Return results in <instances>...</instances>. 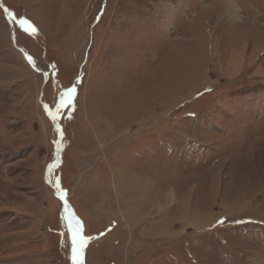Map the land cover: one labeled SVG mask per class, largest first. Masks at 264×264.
Masks as SVG:
<instances>
[{
	"label": "rangeland",
	"instance_id": "rangeland-1",
	"mask_svg": "<svg viewBox=\"0 0 264 264\" xmlns=\"http://www.w3.org/2000/svg\"><path fill=\"white\" fill-rule=\"evenodd\" d=\"M69 215L82 264H264V0H0V264H73Z\"/></svg>",
	"mask_w": 264,
	"mask_h": 264
},
{
	"label": "crops",
	"instance_id": "crops-1",
	"mask_svg": "<svg viewBox=\"0 0 264 264\" xmlns=\"http://www.w3.org/2000/svg\"><path fill=\"white\" fill-rule=\"evenodd\" d=\"M97 116L99 117V115H97ZM90 119H91V117H90ZM99 120L101 121L102 119H99ZM119 168L120 169L126 168L128 170L129 169L132 170V168L129 167V165L126 162L123 163L122 166H120ZM116 170H118V169H116ZM128 174H130V172H128L127 175ZM101 180H102V173L100 171L98 172L96 169H92V172L91 173H87L86 175L84 174L80 178H77V182H79L78 185L79 186L82 185L84 188H87V187L90 188L91 186H94V185H97V184H101ZM110 183H111L110 185H112L114 187V190H115L116 195L119 197L118 198L119 205H118L117 210L115 211V212H117V214H115L116 215V219L117 220H121L122 221V224L126 226V229L127 228L128 229L131 228L130 229L131 236L136 235V233H140V235H142L143 237H146L148 234H149V237H150L151 233L161 232V230H160V228L158 226H154L153 224H150V223L147 224L144 228L142 227L143 225H141V228L138 227V226L137 227H133V223L131 221V217L132 216H136L135 213L133 214V207H132L134 201H140L141 202L139 204V208H138L140 211H142L145 208V206L148 207V208L150 207V210H152V211H153V208L155 207V210L153 211L152 215H150V216L148 215V213H150V211L146 213L148 215V217H152V219H156L158 217L163 218L164 216H167L168 217L170 214H173V215H171L170 217H168L169 220L166 221L165 223H171L172 221H174L173 219H176L175 218V215H174V213L177 215L176 212H173V213H169L168 212L167 214L163 215V213L165 211L164 209H166V208H164L162 210L159 205H153L156 202V197H158L160 194L159 195H157V194L156 195L151 194V196L149 198L150 201L147 198L144 199L145 197H143V198H141L139 200L138 199L137 200H134L133 198H131V199H128L129 201L126 198V200H127L126 201L124 197H126L127 195L123 196V192L120 189L121 187H118L115 184V182L114 183L110 182ZM156 189L159 190V188H157V187H156ZM101 201L104 204V201L105 200L97 199V198H94L92 200L93 205H94V208H95L96 215H98L100 217L105 216L106 218H108V221L110 222L111 220H113V218L111 219V217L108 215V213L106 211L103 212V214H101V212L104 211V207L101 205ZM163 207H164V205H163ZM140 214L142 215V212H140ZM194 216H196V215L194 214ZM149 225H151V226H149ZM155 227H156V229H154ZM137 230H138V232H137Z\"/></svg>",
	"mask_w": 264,
	"mask_h": 264
},
{
	"label": "bare ground",
	"instance_id": "bare-ground-1",
	"mask_svg": "<svg viewBox=\"0 0 264 264\" xmlns=\"http://www.w3.org/2000/svg\"><path fill=\"white\" fill-rule=\"evenodd\" d=\"M63 165H65V164H63ZM126 172L127 173L130 172V174L127 175ZM114 182L118 187H121L120 189L123 192V196L127 195L126 197H124L125 200H126V198H127V200L131 199V198H133L134 200H137V199L139 200L143 197H145L144 199H146V198L149 199L151 194H153V195H156V194L159 195L160 194V191L158 189H156V187H157V184H155L156 182L154 183V181H151V182L147 181V180L145 181L144 178L141 177V175L137 174L133 170H128L126 168L121 169L119 172H117V174L115 175V181ZM189 200H190L189 195L185 196L184 207H187V205L190 203ZM149 201H150V199H149ZM76 211H77V209H76Z\"/></svg>",
	"mask_w": 264,
	"mask_h": 264
},
{
	"label": "snow or ice",
	"instance_id": "snow-or-ice-1",
	"mask_svg": "<svg viewBox=\"0 0 264 264\" xmlns=\"http://www.w3.org/2000/svg\"><path fill=\"white\" fill-rule=\"evenodd\" d=\"M21 26L28 24L29 27L31 28L32 34H35L36 29L32 27V25L29 23L27 20H22ZM27 30V29H26ZM29 62H32V58L29 57ZM76 89L75 87L69 88L66 90V92L61 94L59 103L57 105V108L55 111H50L49 114L55 122L57 120V117L60 113V110L66 106V101L65 97H67V104L70 105L73 99V94L75 93ZM57 131H60V129L57 127ZM57 188H59L58 182H57ZM69 221L70 229L73 230V236H72V241H73V249H72V260L73 264H82V259H81V253L85 245V236L82 234V225L81 221L79 219H76L74 216L69 215L67 218Z\"/></svg>",
	"mask_w": 264,
	"mask_h": 264
}]
</instances>
